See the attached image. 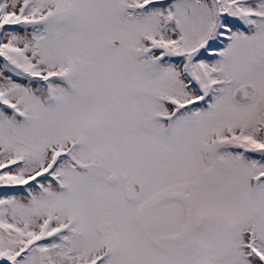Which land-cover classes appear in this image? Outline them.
<instances>
[{"label":"snow or ice","instance_id":"1","mask_svg":"<svg viewBox=\"0 0 264 264\" xmlns=\"http://www.w3.org/2000/svg\"><path fill=\"white\" fill-rule=\"evenodd\" d=\"M0 264H264V0H0Z\"/></svg>","mask_w":264,"mask_h":264}]
</instances>
